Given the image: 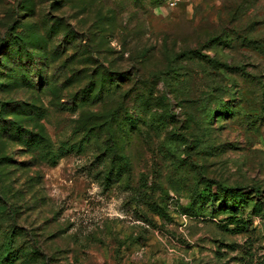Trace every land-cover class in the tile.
<instances>
[{
	"label": "rangeland",
	"instance_id": "374dc122",
	"mask_svg": "<svg viewBox=\"0 0 264 264\" xmlns=\"http://www.w3.org/2000/svg\"><path fill=\"white\" fill-rule=\"evenodd\" d=\"M8 253L263 264L264 0H0Z\"/></svg>",
	"mask_w": 264,
	"mask_h": 264
},
{
	"label": "trees",
	"instance_id": "16d2710c",
	"mask_svg": "<svg viewBox=\"0 0 264 264\" xmlns=\"http://www.w3.org/2000/svg\"><path fill=\"white\" fill-rule=\"evenodd\" d=\"M217 189H218L217 191L210 189L209 196H213L214 198H218V197H220V194L223 193L225 196L229 195L232 197V200H235L236 197H241V198L242 197H248V195L250 194L249 192H246L247 188L238 189V190L235 188H232V189L222 188L221 191L219 190V188H217ZM203 198H205V197H203ZM258 204H260V202H256L255 206H258ZM229 218H231V220H233L231 222V224L235 225V229L238 228V226H240V223L242 224V223L247 222V220L240 219V218L236 217V215L229 217ZM15 258H16L15 254L8 253L7 257L5 258V260L3 261L2 264H14ZM263 264H264V262H263Z\"/></svg>",
	"mask_w": 264,
	"mask_h": 264
}]
</instances>
